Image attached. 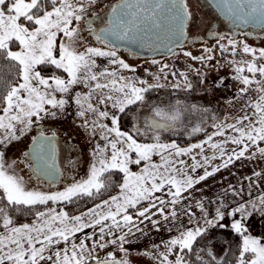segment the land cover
Here are the masks:
<instances>
[{"label":"snow or ice","instance_id":"6c2138e0","mask_svg":"<svg viewBox=\"0 0 264 264\" xmlns=\"http://www.w3.org/2000/svg\"><path fill=\"white\" fill-rule=\"evenodd\" d=\"M215 3L233 23L264 29V0ZM96 4L97 0H0V264H131L126 245L132 243L127 237L134 235L133 229L143 231L139 225L148 221L159 231L162 221L175 223L180 212L195 227L177 228L178 234L167 241L164 251L154 245L156 251L143 255L156 264H193L192 254L198 264H210L194 245L209 227L226 226L219 223L225 212L220 205L209 219L203 198L193 204L192 193L202 191L196 186L236 160H264V48L212 34L221 55L232 57L229 62L241 97H248L233 123L213 118L210 133L203 121L189 127L186 117L207 109L177 101L152 106L142 123L134 117L132 130L125 131L120 114L128 115L134 105L146 106L145 94L163 88L159 80L177 73L166 72L168 64L153 60L160 65L155 83L122 74L136 69L118 55L121 44L146 46L163 36L181 47L194 17L188 0H118L106 6L109 11L103 15L90 11ZM90 37L99 46L90 43ZM238 50L250 59H236ZM168 51L178 55L171 47ZM202 52L207 55L182 54L202 63L214 59L212 48ZM101 57L112 67L101 68L97 63ZM179 75L190 90L187 75ZM180 86L179 82L173 85ZM77 87L86 91H76ZM250 92L256 95L249 96ZM70 104L77 106L79 126L90 138L98 137L86 176L72 177L57 191L29 187L31 177L26 181L15 172L17 161L8 163L5 150L37 128L19 163L37 180L58 184L63 173L56 164L57 134L46 135L44 122L58 120ZM182 130L188 136L205 133L206 138L186 147L162 140L163 133ZM229 144L234 146L230 152ZM209 150L211 155L206 154ZM217 154L223 162L212 166ZM116 176L119 183L114 182ZM253 177L264 178V170L253 171L246 179ZM114 187L116 195L102 198ZM257 200L264 209V193ZM77 201L94 203L72 215L57 207ZM228 214L240 217L231 222L241 238L236 264H264V242L246 234L242 222L250 214L248 206L238 205ZM19 216L32 219L17 223Z\"/></svg>","mask_w":264,"mask_h":264},{"label":"rangeland","instance_id":"374dc122","mask_svg":"<svg viewBox=\"0 0 264 264\" xmlns=\"http://www.w3.org/2000/svg\"><path fill=\"white\" fill-rule=\"evenodd\" d=\"M116 3H118V0H97V4L94 5L90 11H95L103 15L104 12L109 11L106 6ZM188 4L194 17L193 22L189 26L190 36L209 34L210 31L213 30L210 29V27L218 20L214 12L206 7L201 0H188ZM89 41L93 45L99 46L95 44L94 39L91 37L89 38ZM237 41L243 42V40ZM222 43H226V41H222ZM246 43L253 48L259 49L257 45L252 42L246 41ZM205 47L207 46H200L192 43L180 48V50L176 52L178 55L171 54L168 57L161 59L145 58L144 60L139 57H133L134 55H130L128 52L119 50L118 55L120 58L124 59L126 63L136 69L134 73L122 70V74L130 78L137 80L143 79L149 83H155L156 81L153 77L159 74L158 69L160 65L153 64V60L160 61L161 64H168L169 68L166 72L174 71L177 73L176 77L168 75L167 79L161 78L159 80V83L164 85L163 88H154L145 94L147 102L146 106L134 105L131 107L128 115L125 116L131 125V130L133 123L136 122L134 117H139L142 123L144 117L150 115V109L152 106L160 105L162 107H166L169 104H175L177 101H179L181 105H196L200 109H207L206 112L200 111L187 116L185 122L189 124V127L192 124H199L203 121L204 123L202 126L210 133L213 131L210 127L213 122V118L216 122L233 123L235 121V118L241 114L242 105L248 97H241L239 93L240 85L235 79H233L234 66L229 62L232 57L228 56L227 53L221 55L216 42L211 46H208L213 49L212 55L214 56V59L210 62L202 63L197 60H192L182 54L183 51H189L193 56L207 55L202 52V49ZM235 58L245 60L250 59L249 56L243 54L239 50L237 51V56ZM97 63L101 66V68L112 67L108 64L106 58H97ZM181 72L187 75L188 81L192 84V88L190 90L185 87V82L179 75ZM202 80L203 83L201 82ZM221 80L223 81V84H220ZM177 82H179L181 86L179 88L173 87V85ZM218 84L220 85L219 87H217ZM76 91L84 92L86 89L77 87ZM248 95L255 96L256 93L250 92ZM249 111L251 110L249 109ZM76 113L77 106L75 104H70L58 120H47L44 122L46 135L50 136L52 132L57 134V145L60 146L62 156L65 158V166L62 172L63 180L67 177L81 179L86 176L89 164L91 163V157L89 154L92 151L95 140H98V137L90 138L88 131L79 126L81 124V120ZM36 134H38V129L34 128L33 131L24 137L22 141L13 142V145H10L8 149L5 150V159L8 163L17 161L14 168L15 172L20 176H25L23 166H26L25 164L19 163V161L23 159L22 152L27 150V146L31 144V137ZM200 134L202 133H198L194 136ZM191 137L193 136H188L187 133L183 132V130L178 134H162V140L164 142H169L170 140L176 138L185 140ZM204 138H206L205 135L196 139L192 143L199 142ZM192 143H189L188 145ZM233 147L234 146L231 144L226 145V150L230 152ZM69 153H71V155H69ZM211 154L212 153L209 150L208 155ZM76 158H81V160L85 161V167L80 170V173L79 170L75 172L73 169V163H69V161L74 162ZM212 162H214L212 163V166H218L221 165L223 160L218 156V158ZM69 180L71 182V179ZM63 187L64 186L61 187L60 183L52 188L48 187L43 190L57 191L61 190ZM57 207L61 208L62 205H58ZM211 246L217 248L215 243H212ZM213 251H216V249ZM128 259H132L131 255H128ZM131 264H137V262L132 261Z\"/></svg>","mask_w":264,"mask_h":264},{"label":"crops","instance_id":"0c3cea01","mask_svg":"<svg viewBox=\"0 0 264 264\" xmlns=\"http://www.w3.org/2000/svg\"><path fill=\"white\" fill-rule=\"evenodd\" d=\"M208 153L209 151L206 154ZM184 159L188 158L184 157ZM74 162L73 169L75 172L79 170L80 173V170L85 167V161L81 160V158H76ZM23 168L25 173V176L23 175V177L25 180L27 181L29 180V177H31L29 187L39 186L43 190L44 188H52L55 186L49 185L46 181L37 180L28 167L23 166ZM208 170H211V167H209ZM261 170H264V160H236L229 164L227 168L221 167L220 171L196 186L197 189L202 191H193V200L191 202L194 204L195 200L203 198L209 219L215 217L216 208L220 205H223L221 210L225 212V219L219 223L226 226H216L214 228L209 227L206 231L210 234L208 235L204 246L206 253H211V256L208 255L209 258L212 260V257H215V260H212L213 263H220L225 256L228 240L223 234V231H221V228L231 229V222L233 219L240 218L239 214H237L236 217L228 214L238 205L246 204L248 206V212L250 214L242 221L248 232L247 234L264 242V235L261 229L262 223L264 222V209H261L257 200L258 196L261 193H264V178L253 177L252 181L246 179V177L252 176L253 171ZM203 171V169L198 170L199 174H203ZM69 179H71V177H67L63 180L62 176L58 184L61 183L62 187L65 184L70 183ZM231 189H235L238 194L234 195ZM116 194L117 192L114 195ZM252 203H256L257 206L252 208ZM182 207L183 205L178 206V210ZM194 210L197 212V216H200L199 210L195 208ZM154 219H160V217L156 216ZM201 223H203V220H201ZM139 227L143 229V231H136L133 229L134 235H129L127 237V239L132 242L131 244L126 245L129 249L128 255H131L132 257L130 261L137 262V264H156L149 255H143V253H153L156 251L157 249L153 247L154 245L159 246V251H164L167 241L178 234L177 228H192L195 227V222L190 224L188 217L180 212L179 219L175 223L162 221L159 231L153 228L148 221L140 224ZM169 229H171V231H169ZM88 231L90 232L92 230L90 229ZM212 243H215L217 248L212 247ZM214 249H216V251H213ZM108 250L110 251L112 249L109 248ZM100 255H103V252H101Z\"/></svg>","mask_w":264,"mask_h":264},{"label":"trees","instance_id":"16d2710c","mask_svg":"<svg viewBox=\"0 0 264 264\" xmlns=\"http://www.w3.org/2000/svg\"><path fill=\"white\" fill-rule=\"evenodd\" d=\"M122 115V128L125 131H130V124L129 121L125 118V116L123 114ZM209 132V131H208ZM205 135V133H202L200 135L197 136H193L189 139H181V138H176L173 139L175 140L180 146H186L189 143H192L193 141H195L196 139L203 137ZM119 176L114 177V182L115 183H119ZM118 191V188H112L110 190V192H106L103 194L102 198H107L109 195H113ZM98 202V201H95ZM94 202L93 201H77L73 204H67V205H62V207L69 212V214H77L80 211L84 210L86 207H91L92 204ZM51 206V205H50ZM32 219L31 216H19L17 219V223H24V222H30ZM263 235H264V222L262 223L261 226ZM221 231H223V234L226 236L227 240H228V245H227V250L225 253V256L223 258V260L218 263V264H236V258L238 256V252H239V246L241 243V238L230 228H221ZM205 232L201 237L198 238L197 243L194 245V249L197 252H200L201 255L204 256L205 260L210 261V264H215L212 262V260L209 258L208 254L206 253L205 250V241L208 237V235L210 233ZM248 232H246L247 234ZM202 250V251H201ZM189 259H191L193 261V264H198V262L195 261V256L190 254L189 255Z\"/></svg>","mask_w":264,"mask_h":264},{"label":"flooded vegetation","instance_id":"af4514ba","mask_svg":"<svg viewBox=\"0 0 264 264\" xmlns=\"http://www.w3.org/2000/svg\"><path fill=\"white\" fill-rule=\"evenodd\" d=\"M202 3L208 7L210 10H212L216 16V18L218 19L215 24H212V26L210 27V29H213L215 31V33H219V34H223L227 37H231V38H235L236 40H243V42L248 41V42H252L254 44L257 45L258 48H263L264 47V29H258V28H252V27H248V28H242V27H235V28H230L229 25L227 24V22L223 19H221L216 12L213 9V6L210 4L209 1L207 0H201ZM97 23H99L97 21ZM103 26V25H101ZM190 26V25H189ZM209 29V30H210ZM207 33V32H206ZM216 40H209L208 38V34H199L198 36H190L189 34V27L187 28V35H186V40L184 41V43L181 45V47H177L174 52H177L180 50V48H183V46L185 47L188 44H198L200 46H211L213 43H215ZM121 51H125L128 52L130 55H134L133 57L136 58H142L143 60L145 58H152V59H161L164 57H168L169 55H171L172 53H169L165 56H157V57H140L138 55L133 54L131 51H129L128 49L122 48L120 47ZM69 155H71V153H69Z\"/></svg>","mask_w":264,"mask_h":264},{"label":"water","instance_id":"95a60500","mask_svg":"<svg viewBox=\"0 0 264 264\" xmlns=\"http://www.w3.org/2000/svg\"><path fill=\"white\" fill-rule=\"evenodd\" d=\"M207 1L210 2V4L213 6L214 11L216 12V14L221 19L225 20L230 28H235V27L248 28V27H252V28L261 29L258 26H253V25H250V24H242L240 22L233 23L232 21L226 19L225 16L221 13L220 9L216 6L215 0H207ZM213 33H215V31L211 30L210 33L208 34L209 40H213L214 39L213 35H212ZM186 35H187V29H186ZM185 40H186V38L183 40V43H184ZM120 47L128 49L133 54L138 55L140 57L165 56V55L171 53V52L168 51V47H171L173 49V51L177 48L176 45L169 44V42L167 40H164L163 36L161 37L160 40H157L154 43L147 44L146 46H141V45H138V44H128V43L125 42V43L121 44ZM57 146H58L59 151H58V154H57V157H56V164H57L58 169L62 173L63 169H64V166H65V158L62 156V153L60 151L61 150L60 146L59 145H57Z\"/></svg>","mask_w":264,"mask_h":264}]
</instances>
